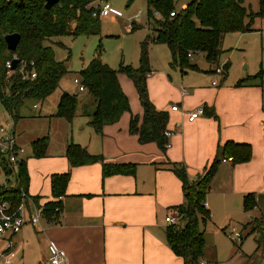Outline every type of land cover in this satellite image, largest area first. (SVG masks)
Masks as SVG:
<instances>
[{
    "label": "crops",
    "instance_id": "obj_1",
    "mask_svg": "<svg viewBox=\"0 0 264 264\" xmlns=\"http://www.w3.org/2000/svg\"><path fill=\"white\" fill-rule=\"evenodd\" d=\"M177 1L180 8L189 2ZM245 1L244 5L254 12L252 5L245 4ZM146 17L148 20V15L144 19ZM230 35L234 40L231 48L238 50H244L248 38L260 39L257 44L255 41L258 53L255 58H251L252 67H249L248 61H242L246 71L237 73L233 79L235 85L229 86L227 83L230 68L227 58L221 60L226 71L219 75L221 78L217 84V80L212 81L209 74H213L215 69L199 68L192 61L193 56L189 57V61L195 67L181 69L170 61V67L179 68L181 72L177 78L181 100L175 103L178 97L175 100L171 98L175 91L169 92L163 85L155 88L152 82L154 78L148 81L149 75L153 73L149 63L150 73L146 79L149 99L157 110L167 112L166 130H172L165 151H161L155 142L140 143L136 134L129 133L128 124L133 115L138 116L139 124L141 122L139 99L140 107L133 105V110L129 107L116 122L105 124L101 133H95L88 124L89 117L80 113L83 105L93 110L94 99L88 105L80 102L75 117H81L79 124L82 130L90 127L86 131L87 135L76 141L71 137L64 139L58 147H54L48 134L50 123L64 119L55 116L59 99L54 112L42 114L31 111L18 120H12L14 124L10 129L16 143L23 149L27 146L31 148V143L41 137L48 139L43 157L22 155L29 177L27 199L24 202L27 212L32 213L37 206L43 209L47 202L55 200L51 195V175L68 172L69 179L64 194L58 198L60 209L56 214L47 218L42 213L37 226L26 223L17 233L1 234L0 252L3 250L2 239L9 238L11 241V264H47L50 245L65 251L66 264H183V260L172 252L166 241L168 224L165 217L183 203L182 183L170 169V164L183 166L189 180H194L205 172L217 149L227 141L249 145L251 154L244 162H233L228 156L218 164L204 200L209 220L223 230L231 226L230 236L236 239L234 230L241 234L237 226L249 227L251 219L256 217V214L251 213L257 211L260 216L258 231H262L264 236V210L258 205L264 198V14L252 21L249 31L225 34L222 43ZM53 41L60 42L57 38ZM255 47H250V50L254 51ZM224 54L221 53V57ZM187 69L201 74L188 76ZM260 71V77L237 85L239 80L256 76ZM163 83L169 87L167 82ZM125 86V93L134 98L132 89L128 84ZM73 93L83 94L86 90L77 91L75 84ZM135 93L138 98L136 89ZM173 105H177L178 109L172 110ZM198 106L204 108V113L188 121L185 112ZM39 119L44 121V126ZM73 119L64 120L71 127ZM23 121L39 126H35L32 131L29 128L25 131L22 128L29 126L23 127ZM4 126L9 128L10 121L6 120ZM69 143L79 144L90 154L101 155V161L71 167L65 156ZM101 162L132 165L133 173L103 176ZM6 180L0 170V186ZM253 193V210H245L244 197ZM35 197L36 203L33 202ZM176 224L182 226L183 222L178 219ZM243 228L246 237L251 229L245 232L246 228ZM239 240L242 241V235ZM216 262L213 263L218 264ZM240 264L261 262L259 255L242 254Z\"/></svg>",
    "mask_w": 264,
    "mask_h": 264
},
{
    "label": "trees",
    "instance_id": "obj_2",
    "mask_svg": "<svg viewBox=\"0 0 264 264\" xmlns=\"http://www.w3.org/2000/svg\"><path fill=\"white\" fill-rule=\"evenodd\" d=\"M94 2L58 0L56 4L46 7L45 0H0V100L13 119L18 117L15 112L24 99L43 100L57 89L60 79L67 73L66 59H56L54 52V46L61 47L62 44L53 39L65 35L99 33L100 17L96 14L98 7L94 6ZM258 4V11L253 12L249 6L244 5L243 0H191L184 8L175 10L174 0H147L148 20L152 24L151 36L154 43H163L168 47L172 65L181 69L195 67L190 64V53L191 56L202 54L207 63L217 67L223 51V36L230 32L249 31L252 21L264 14V0H258ZM150 7L158 15H154ZM171 11L175 12L174 16H169ZM11 33L20 36L15 50L7 49L4 41V36ZM14 57L18 63L10 70L6 62ZM21 66L25 74L34 72L35 77H23L19 71ZM118 71L125 72L132 79L142 107L141 122L139 124L138 116L133 115L128 124L129 133L136 134L140 143L155 142L161 151H165L168 138L164 132L168 114L157 110L148 96L146 79L150 66L146 42L141 43L139 66L136 69L121 63L115 70L94 58L80 71L79 79L95 103L93 110L83 105L81 115L89 117L88 124L95 133H101L105 124L116 122L123 112L129 110L127 96L117 79ZM260 75L261 71L256 76L239 80L237 85ZM78 105L76 94L62 92L55 116L71 121L77 113ZM47 145V137L33 141L32 156L43 157ZM250 154L249 145L227 141L217 149L205 172L194 180H189L183 166L170 164V169L183 187V203L176 208L183 225H168L166 241L172 252L183 260V264H199L203 255L204 240L199 223L209 219V211L203 203L218 164L228 156L233 162H244L250 158ZM65 156L71 167L101 161V155L90 154L76 143L67 145ZM101 166L103 176L133 173V166L128 164L101 162ZM0 169L7 178L5 184L0 186V204L7 202L10 210H14L27 199L29 177L26 161L21 158L17 162V171L13 173L6 155L0 153ZM68 179V172L51 175V195L55 200L43 206L45 217H52L60 209L58 198L64 194ZM36 199L33 198V202L36 203ZM253 206V194L245 195V210ZM256 230H259V226Z\"/></svg>",
    "mask_w": 264,
    "mask_h": 264
},
{
    "label": "rangeland",
    "instance_id": "obj_3",
    "mask_svg": "<svg viewBox=\"0 0 264 264\" xmlns=\"http://www.w3.org/2000/svg\"><path fill=\"white\" fill-rule=\"evenodd\" d=\"M106 1L110 3L112 10L110 15L100 17L98 34L74 36L65 35L57 38L62 43V45L61 47L54 46L55 57L58 60L66 59L67 73H65V75L60 79L57 89H55L53 93L48 95L43 100H37L34 98L24 99L16 109L15 113L18 115V117H14L15 120L27 115L31 111L39 113L41 112L42 114H47L48 111L54 112L56 102L58 101L62 92L76 94L73 93L75 88L73 78H80V71H82L94 58L100 59L103 63H106L109 67L115 70L118 69L121 63L123 65H129L134 69L138 68L140 46L142 42H146L149 63L153 72L151 75L148 74V81L154 78V81L152 82L154 83L155 88H159V86L163 85L165 90H168L169 92L175 91L171 98H174L173 100H175V98L178 97L177 100H175V103L180 102L181 99L179 94L181 88L179 89L178 87L177 78L181 76V72L179 68L172 69V67H170L169 62L171 61V54L168 47L163 43H154L153 41V36H151L152 24L149 23L147 17L144 19L148 14L147 0ZM174 3L175 10H178L180 8L179 1L174 0ZM245 4H251L254 12L258 11L259 9L257 0H246ZM150 11L153 13L154 9L150 7ZM136 16L139 18L137 19ZM134 26L139 27L132 29ZM231 36L232 35H230V37H226L225 43H221V48L223 50L222 53L225 54L222 57L220 56L219 59V65L221 66V60L223 58H227L230 63V68L227 73V83L229 86L235 85L236 81L233 79L236 77L237 73L246 71V66L242 64V61H248L250 63L249 67H252L251 58H255L258 53L255 47V41L256 44L260 41L259 37L256 39L250 37L246 40V46L244 50L232 49L231 47L234 45V40L231 39L233 38ZM250 47H255V50L251 51ZM241 51L245 53V55L242 54ZM192 61L196 62L201 69L208 67V69L214 70L216 68L215 65L207 63L202 54L193 55ZM186 73L188 76H199V74H201V72L199 73L189 69L186 70ZM209 74H211L212 81L216 82L217 80V84L221 76L215 74L214 72L213 74ZM117 79L122 91L129 100L130 110H133V105L140 107L132 79L122 71L117 72ZM155 79L157 81H155ZM163 82H167L166 84L169 87H166ZM127 84L130 89H132L131 92H133L134 98L125 93L126 91H124L125 89L123 87H126L125 85ZM77 96L79 103L81 102L86 105L91 103V100H93V97L88 92L78 94ZM6 120L10 121L11 126L9 129L12 128L14 124L12 121L13 117L7 111L5 104L0 100V125L4 126L6 124ZM39 120L43 122L42 126H44V121L41 119ZM73 120V125L71 127L64 119H56L57 122L49 124V128L51 130L48 136L54 147L61 145L64 139H69L71 137L74 139V141H76L80 138H83L84 135H87L86 131L90 127H86L84 130L81 129L79 124V122L82 120L81 117L77 116ZM19 124L20 123H18L17 126H19ZM21 124L23 127L29 126L22 128L25 131H28L27 128L31 129L32 131L35 126H39H32L26 121H23ZM85 126L87 125H84L83 127ZM23 154L24 156H32L30 146L24 148ZM253 196H255L254 193ZM258 205L263 211L264 198H261L260 202H258ZM250 210H253V207ZM251 214H256V217L251 219L249 227L247 225H239V227L237 226L236 228L237 230L241 231L240 236L242 235V241L231 238V226L223 230L213 224V222L209 219L205 222L201 221L199 223V228L203 232L204 247L202 253L203 255L201 256L199 262L202 260H209L213 262L217 261L218 264H240V258L242 257V254H246L248 256L254 255V257L255 255H259L261 264H264V236H262L261 230V233L256 230L257 222L260 220V216L257 215V211ZM243 227L246 228L245 232H248V230L251 229V233H247L246 237H244V232L242 231V229H244Z\"/></svg>",
    "mask_w": 264,
    "mask_h": 264
},
{
    "label": "built area",
    "instance_id": "obj_4",
    "mask_svg": "<svg viewBox=\"0 0 264 264\" xmlns=\"http://www.w3.org/2000/svg\"><path fill=\"white\" fill-rule=\"evenodd\" d=\"M94 6L97 8V15L99 17L108 16L111 14V5L106 0H95ZM174 11L169 13V16H174ZM95 14V13H93ZM154 15H158V12H154ZM138 18V16H136ZM188 57L191 54L188 53ZM7 68L11 69V61L6 62ZM23 77H35L34 72L30 74H25L23 66L19 69ZM214 73L217 75H222L223 67L218 65ZM73 82L77 85V91H85V86L81 83L78 77L73 78ZM172 110H177L178 106H171ZM187 120L193 121L197 117L203 114V107L198 106L192 110L185 112ZM172 134L171 131L166 130L164 135L168 138ZM0 153L6 155L7 163L10 164L13 173L17 171V162L22 158L24 149L16 143L15 136L12 130L7 126L0 125ZM1 170V169H0ZM205 206V203H203ZM42 214V207L34 208L32 213L27 212L24 202L19 204L14 210H10V206L7 202L0 204V236L4 232H9L10 234L17 233L23 225L30 223L32 226H37L40 222V217ZM179 219V213L177 209H172L165 217V222L168 225H174ZM234 238L240 239V233L234 230ZM1 238V237H0ZM3 250L0 252V264H11L10 256L11 251V241L9 238L2 239ZM47 264H66V254L65 251L55 245L49 246V256L47 259ZM199 264H214L213 262L201 261Z\"/></svg>",
    "mask_w": 264,
    "mask_h": 264
},
{
    "label": "water",
    "instance_id": "obj_5",
    "mask_svg": "<svg viewBox=\"0 0 264 264\" xmlns=\"http://www.w3.org/2000/svg\"><path fill=\"white\" fill-rule=\"evenodd\" d=\"M58 0H45V6L49 7L53 4H56ZM20 36L18 33H11V34H6L4 36V41L6 43V47L9 50H15L18 42H19ZM18 63L17 58H12L11 60V69H14Z\"/></svg>",
    "mask_w": 264,
    "mask_h": 264
}]
</instances>
